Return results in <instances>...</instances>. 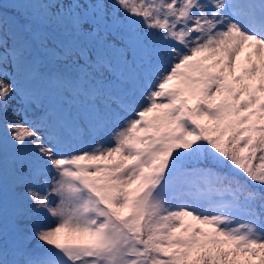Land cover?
Masks as SVG:
<instances>
[{
    "label": "snow or ice",
    "instance_id": "obj_1",
    "mask_svg": "<svg viewBox=\"0 0 264 264\" xmlns=\"http://www.w3.org/2000/svg\"><path fill=\"white\" fill-rule=\"evenodd\" d=\"M0 264H264V0H0Z\"/></svg>",
    "mask_w": 264,
    "mask_h": 264
}]
</instances>
